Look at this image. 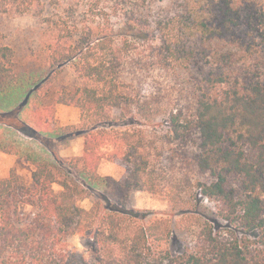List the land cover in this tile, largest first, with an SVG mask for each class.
<instances>
[{
    "label": "trees",
    "instance_id": "obj_1",
    "mask_svg": "<svg viewBox=\"0 0 264 264\" xmlns=\"http://www.w3.org/2000/svg\"><path fill=\"white\" fill-rule=\"evenodd\" d=\"M0 13L34 16L45 43L34 76L0 40V122L35 151L30 184L14 168L0 179V264H264V0H0ZM68 70L74 84L55 88ZM57 104L80 124L54 125ZM23 128L54 141L73 128L83 152ZM104 158L123 177L103 176ZM134 190L198 217L184 251L173 221L123 205Z\"/></svg>",
    "mask_w": 264,
    "mask_h": 264
},
{
    "label": "rangeland",
    "instance_id": "obj_2",
    "mask_svg": "<svg viewBox=\"0 0 264 264\" xmlns=\"http://www.w3.org/2000/svg\"><path fill=\"white\" fill-rule=\"evenodd\" d=\"M0 40L14 48L19 64L23 68L34 72L32 73L34 76L45 65V43L40 25L34 16L0 13ZM74 81L75 75L72 71L68 70L67 74L54 87L57 89L61 87L70 88L74 84ZM81 113L80 108L73 105L57 104L56 117L53 124L62 127L78 126L81 122ZM4 124L0 122V154L6 153L10 157L17 155L16 166L13 168L16 169L27 184H30L32 169L27 164H33L30 159H28L29 161H25L21 157H25V155L34 156L35 151L29 148L31 143L28 147H23L19 141H16L17 135L12 133L15 131L7 127V124ZM23 130L17 134L24 137L28 142L34 141L39 145L44 143L48 145V149H57L58 154L62 157L79 156L83 152L85 136L76 135L72 131L74 130L73 128L69 129L71 130L70 134L62 135L61 139H57L56 141L42 134H40L39 139L38 136L36 137L37 133L29 128H23ZM5 165L7 167V162ZM99 170L103 176H112L115 179H120L125 174V168L109 158L103 159ZM2 173L3 167H1L0 163V179L2 178ZM82 204L88 208L91 202L89 199H85ZM123 205L127 208L145 211L152 217L169 218L173 221L175 230L170 239L169 246L174 254L184 251L187 239L195 236L198 217L190 215L182 218L176 215L172 210L171 202L161 194L134 190L123 202ZM24 209L28 210V207H24ZM209 216H213L210 211ZM90 245V238L81 235H74L68 241L70 251L79 255H89Z\"/></svg>",
    "mask_w": 264,
    "mask_h": 264
},
{
    "label": "crops",
    "instance_id": "obj_3",
    "mask_svg": "<svg viewBox=\"0 0 264 264\" xmlns=\"http://www.w3.org/2000/svg\"><path fill=\"white\" fill-rule=\"evenodd\" d=\"M21 159H23V160L25 159V161H29L27 157H21ZM6 162H7V167L5 165ZM16 162H17V155L10 157L6 153L0 154V163H1V167H3V173H2V176H1L2 178H5V177L9 176L11 169L16 166ZM27 166L31 167L30 169H32V171H33L34 166L31 165V163L27 164ZM18 171L21 172L20 170H18Z\"/></svg>",
    "mask_w": 264,
    "mask_h": 264
}]
</instances>
